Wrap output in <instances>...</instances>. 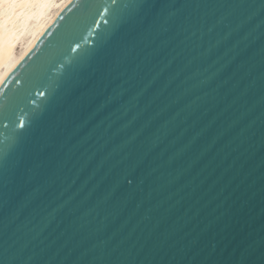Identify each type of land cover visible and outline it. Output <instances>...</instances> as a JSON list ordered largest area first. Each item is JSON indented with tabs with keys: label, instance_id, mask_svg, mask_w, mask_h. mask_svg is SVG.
I'll use <instances>...</instances> for the list:
<instances>
[{
	"label": "water",
	"instance_id": "95a60500",
	"mask_svg": "<svg viewBox=\"0 0 264 264\" xmlns=\"http://www.w3.org/2000/svg\"><path fill=\"white\" fill-rule=\"evenodd\" d=\"M126 2L89 0L91 7L86 11L82 0H72L1 84L0 101L35 100L29 108L50 105L62 94L70 69H87L86 62L77 64L80 53L107 45L112 18ZM253 31L257 35L264 32V12L250 19L240 36ZM223 51L226 54L227 48ZM223 59L224 55L213 51L193 66L178 64L161 70L150 85L133 84L117 105L86 117L74 134L62 199L103 229L114 262L119 257L122 264H234L233 254L240 243L264 236V106L259 103L264 87L259 82L260 68L255 74L257 88L248 102L225 113L211 99L224 89L234 90V84L246 87L247 81H229L221 87L217 66ZM205 79L207 84L198 83ZM182 87L188 89L187 94L170 102ZM40 92L47 95L42 97ZM186 105L200 106L195 121L182 122ZM170 121L174 124L170 133L161 137L152 153L143 154L145 158L159 157L166 162L191 150L181 161L183 172L176 182L166 191L153 192L137 153L153 131ZM13 134V125L5 128L0 123V147ZM182 197L186 205L196 204L204 211L184 234L171 235L164 243L165 238L156 231L157 221ZM97 205L103 209L99 213ZM150 213L152 219L148 220ZM57 225L59 220L53 228ZM66 226L61 225L60 230ZM165 227L169 226L162 225L160 231ZM198 236L212 240L215 251L205 249L204 242L196 246ZM40 248L50 256L72 261L91 259L94 253L87 240L73 243L61 238L59 229ZM254 261L259 264L258 252Z\"/></svg>",
	"mask_w": 264,
	"mask_h": 264
},
{
	"label": "snow or ice",
	"instance_id": "6c2138e0",
	"mask_svg": "<svg viewBox=\"0 0 264 264\" xmlns=\"http://www.w3.org/2000/svg\"><path fill=\"white\" fill-rule=\"evenodd\" d=\"M38 2L0 0V5L7 16L9 10L27 9ZM82 7L87 11L91 7L89 0H82ZM258 12H264V0H127L112 18L107 45L98 46L99 51L80 53L77 64L84 61L87 69H70L67 85L50 105L29 108L36 104L35 100L0 101V123L5 128L9 124L14 128L8 143L0 147V264H122L119 257L114 262L103 229L62 199L74 134L86 117L102 114L117 105L133 84L150 85L160 77L161 70L178 64L185 68L193 66L213 51L224 55L217 66L220 86L229 81H247V86L234 84V90L224 89L211 103L221 105L225 113L246 104L257 88L258 66L259 82L264 87V32L240 36L245 24ZM78 48L79 45L73 51ZM198 83L205 85L207 79ZM187 92L186 87L180 88L170 102L175 103L177 95ZM260 93L259 103L264 106V91ZM21 103L24 107H20ZM199 111V105H186L182 122L195 121ZM173 127L171 121L161 124L143 141L137 153L153 192L166 191L176 182L183 172L181 161L191 150L166 162L159 157L145 158L143 154L152 153L161 137L167 136ZM132 146L134 149L135 139ZM95 210L99 213L103 209L97 205ZM203 211L196 204L186 205L182 197L157 221L156 231L167 243L171 235L184 234ZM146 219H152L151 213ZM57 220L59 225L54 229ZM61 225L67 226L61 231ZM162 225L169 227L161 232ZM58 229L61 238L73 243L87 240L92 244V258L62 260L40 248ZM201 242L205 249L215 251L212 240L198 236L195 245ZM257 252L259 264H264V236L259 241L245 239L240 243L233 254L234 264H255Z\"/></svg>",
	"mask_w": 264,
	"mask_h": 264
},
{
	"label": "bare ground",
	"instance_id": "6f19581e",
	"mask_svg": "<svg viewBox=\"0 0 264 264\" xmlns=\"http://www.w3.org/2000/svg\"><path fill=\"white\" fill-rule=\"evenodd\" d=\"M71 1L39 0L27 9L9 10L7 16L0 5V86Z\"/></svg>",
	"mask_w": 264,
	"mask_h": 264
}]
</instances>
